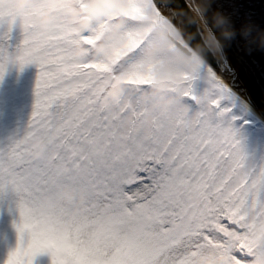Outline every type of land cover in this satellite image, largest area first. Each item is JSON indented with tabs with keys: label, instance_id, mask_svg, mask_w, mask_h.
Masks as SVG:
<instances>
[{
	"label": "snow or ice",
	"instance_id": "1",
	"mask_svg": "<svg viewBox=\"0 0 264 264\" xmlns=\"http://www.w3.org/2000/svg\"><path fill=\"white\" fill-rule=\"evenodd\" d=\"M12 2L0 0V16L23 23L14 59L38 73L27 128L0 145V199L16 194L21 216L3 264H33L42 251L52 264H264V162L248 160L222 103L229 90L207 66L208 87L196 93L203 61L155 0H127L123 12L100 0ZM92 3L99 18L82 28ZM43 13L51 19L41 26ZM109 33L124 39L97 49ZM78 44L87 45L80 55ZM180 47L194 61L182 91L193 112L146 98L157 66ZM10 58L0 50V75ZM118 72L128 87L108 103Z\"/></svg>",
	"mask_w": 264,
	"mask_h": 264
},
{
	"label": "rangeland",
	"instance_id": "2",
	"mask_svg": "<svg viewBox=\"0 0 264 264\" xmlns=\"http://www.w3.org/2000/svg\"><path fill=\"white\" fill-rule=\"evenodd\" d=\"M9 17L0 16V50L5 51L8 59L5 71L0 75V145L7 143L10 138L20 135L28 126L36 99V80L38 68L35 62L25 63L21 66L14 57L18 54L25 33L17 20L9 26ZM206 68L202 66L200 75L194 80V90L197 94L208 87ZM224 98L222 103L230 105L231 116L234 117L246 106L240 97L233 95ZM185 101V100H184ZM189 104V111L193 112L199 105ZM248 116L251 109L246 110ZM237 139L247 153L248 160L264 162V135L259 128H240L232 120ZM19 197L12 192L6 193L0 199V264H3L10 249L17 244V227L21 216L17 204ZM25 239L27 237L25 236ZM33 264H52L51 253L38 252L33 257Z\"/></svg>",
	"mask_w": 264,
	"mask_h": 264
},
{
	"label": "clouds",
	"instance_id": "3",
	"mask_svg": "<svg viewBox=\"0 0 264 264\" xmlns=\"http://www.w3.org/2000/svg\"><path fill=\"white\" fill-rule=\"evenodd\" d=\"M29 0H13L11 8L13 10L23 8ZM210 0H201L198 5L200 11L194 10L192 13V19H194L203 28V43L196 42L195 52L198 54L199 58L203 60L206 56L207 50H211L218 58L223 56V45L228 39H230L237 29H235L230 21V19L219 9H216L212 13L213 23L219 28V36L217 37L212 31H210L205 25V17L201 15L208 6ZM103 10L119 11L123 12L125 9H129L127 0H100ZM100 8L96 3L89 5L88 10L81 11L80 15L83 17L79 21V25L82 28H87L89 24L98 19L97 15ZM91 16L92 19H88ZM34 19L41 26L46 25L51 16L49 13H43L34 17ZM121 21H117L119 24ZM20 26L23 27V23L20 22ZM256 31L259 35V42L264 45V29H259L252 22H245L239 29V31L244 35H249L253 31ZM181 31L178 28V32ZM177 33H173L175 36ZM191 35V33L189 34ZM124 37L116 35L115 33H109L105 40L101 41L96 47L97 49H103L107 41H111L114 44H119L123 41ZM87 45L78 44L75 47V53L77 55L82 54L83 50ZM152 50H149L148 56L151 55ZM11 59V58H10ZM194 61L192 59L191 53L187 48L180 47L175 49L170 53L169 57L164 59V62L157 66L155 77L151 85L147 88L146 98L154 104H159L162 106L170 107L174 110H179L186 107L184 97L182 96V91L187 84L185 77L183 75L184 71L189 70L193 67ZM128 87L127 77L124 73H116L112 80L110 81L108 87L105 90V96L108 103L119 102L122 94ZM30 147L35 155H39L44 147L45 141L42 138L36 137L30 140ZM222 264H230L227 257H219Z\"/></svg>",
	"mask_w": 264,
	"mask_h": 264
},
{
	"label": "water",
	"instance_id": "4",
	"mask_svg": "<svg viewBox=\"0 0 264 264\" xmlns=\"http://www.w3.org/2000/svg\"><path fill=\"white\" fill-rule=\"evenodd\" d=\"M197 4L199 5V0H195ZM157 5L160 8L166 9L170 14L172 19L177 24L178 28L181 30V32L184 35V38L188 40L190 43H192L194 46L196 42L203 43V28L199 25V29L197 26V22L192 19V12L190 7L187 4L186 0H155ZM190 6H195L192 0H188ZM198 11V9H197ZM207 19V18H206ZM208 21V20H207ZM209 23V21H208ZM206 25V23H205ZM207 26V25H206ZM209 29V27L207 26ZM210 30V29H209ZM200 31V32H199ZM191 33V35H189ZM201 33V34H200ZM202 35V37H201ZM229 59L232 60L233 56L232 54L227 51ZM214 54V53H213ZM211 53L210 50H207L205 58L229 81V76L226 74V66H225V60L222 58H218L215 54V57ZM256 76H252L251 79L246 80L245 86H243L240 91L243 93H246L248 98L256 104L260 110L264 113V93L260 90L261 86L259 83L254 85V81L252 79H255ZM264 82H262V85ZM233 86H238V84H232ZM256 108V107H255ZM257 109V108H256ZM258 110V109H257ZM259 111V110H258ZM260 112V111H259ZM260 112L262 115L263 113ZM264 116V115H263Z\"/></svg>",
	"mask_w": 264,
	"mask_h": 264
},
{
	"label": "bare ground",
	"instance_id": "5",
	"mask_svg": "<svg viewBox=\"0 0 264 264\" xmlns=\"http://www.w3.org/2000/svg\"><path fill=\"white\" fill-rule=\"evenodd\" d=\"M165 15L168 16L166 13H165ZM202 61H203V66H207V68H210L212 70V72L215 73V75L223 82V84L227 88H229L233 94L241 97L243 103H245L248 107H250V109L264 122V116L253 105H251L247 101V99L243 95H241L240 92L236 88L231 86L230 81L226 77H224L215 67H212L205 59H203Z\"/></svg>",
	"mask_w": 264,
	"mask_h": 264
}]
</instances>
